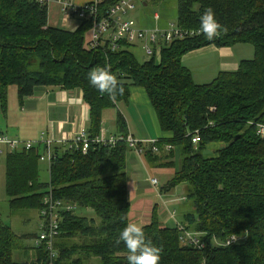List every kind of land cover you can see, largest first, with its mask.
I'll list each match as a JSON object with an SVG mask.
<instances>
[{
	"label": "trees",
	"instance_id": "16d2710c",
	"mask_svg": "<svg viewBox=\"0 0 264 264\" xmlns=\"http://www.w3.org/2000/svg\"><path fill=\"white\" fill-rule=\"evenodd\" d=\"M115 1L103 0L99 7L105 10ZM208 8L223 26L218 37L209 40L201 33L174 40L157 58L140 61L127 48H88V19L79 20L73 30L50 27L46 5L0 0V107L4 112L11 86L16 87L19 104L38 86L80 89L89 106L87 133L93 139L100 132L103 109L125 101L131 86L142 87L160 131L168 135L156 143L158 152L169 158L175 147L181 154L179 166L160 192L186 183L185 201L191 208L181 213V223L205 242L201 250L182 243L176 224L163 225L154 207L142 228L146 241L161 249L160 264H264V139L248 124L264 122V0H178L176 22L200 29ZM237 43L251 44L253 57L241 60L234 71H220L209 83H194L182 63L186 53L211 44ZM107 66L120 85L114 100L88 81L89 72ZM116 120L125 136L122 115L118 113ZM196 132L199 141L194 144ZM214 143L212 152L205 153V147ZM164 145L170 146L166 153ZM128 146L123 140L114 146L91 144L83 153L80 145H54L46 182L39 181L38 173L42 146L5 153V188L12 212H38L48 190L76 205L75 211L62 214L52 264H128L130 252L119 241L121 230L130 223ZM145 153L152 156L150 148ZM36 235L34 231L23 237L33 240ZM230 235L239 240L225 245ZM20 239L0 222V264H47L43 246L25 247ZM16 250L28 259L15 261Z\"/></svg>",
	"mask_w": 264,
	"mask_h": 264
},
{
	"label": "built area",
	"instance_id": "2783aa9c",
	"mask_svg": "<svg viewBox=\"0 0 264 264\" xmlns=\"http://www.w3.org/2000/svg\"><path fill=\"white\" fill-rule=\"evenodd\" d=\"M37 4L46 5L50 2L60 4L62 14L68 17H74L77 20L88 19L91 27L89 30V39L87 46L90 49H98L106 46L110 51H117L123 48H136L143 53L144 60L148 61L153 57H158L162 47L174 40L193 37L201 34L200 29H189L180 26L177 23H169L166 27L154 26L146 28L139 26L137 21L132 17V13L137 6H142L144 0H116L105 10H101L99 5L102 0H90L89 2L77 5L69 0H30ZM158 20V15L154 16ZM108 67V66H107ZM100 68V67H98ZM97 69V68H96ZM111 72V71H110ZM112 74V73H111ZM115 76V75H114ZM253 126L255 134L264 139V122L248 121ZM125 141L129 147L133 148L137 154L143 153V147L140 141L133 138L130 134L125 136H106L103 131L95 138H89L87 130L80 129L70 140H54L41 134L38 139H23L9 137L7 134H0V153L27 151L38 146H42L39 160L46 161L48 166L53 159L54 145H80L82 152L86 153L91 144H106L114 146L118 141ZM199 141V135L196 132L192 137V143ZM144 142V141H143ZM150 144V151L156 153L159 151L155 140H146ZM170 146L167 147L169 149ZM152 185H157L158 180L150 178ZM185 199V197H183ZM76 210V205L72 202L64 201L54 197L51 190H48L43 197L42 206L38 211V231L33 238L34 247H44L49 255L47 264H52L56 255L54 242L59 235L60 221L63 213H70ZM170 217L173 218L180 234V240L184 244L201 250L205 247L202 236L195 231L187 230L184 225L177 221L174 210H167ZM239 237L230 235L225 240V245L233 244L238 241Z\"/></svg>",
	"mask_w": 264,
	"mask_h": 264
},
{
	"label": "rangeland",
	"instance_id": "374dc122",
	"mask_svg": "<svg viewBox=\"0 0 264 264\" xmlns=\"http://www.w3.org/2000/svg\"><path fill=\"white\" fill-rule=\"evenodd\" d=\"M148 2L149 5H147V7L137 6L136 10L132 13L133 18L136 21L145 19V21L150 22L153 13L156 11L162 16L164 20L169 21V23H176L178 0H148ZM88 39L89 32L86 34V42L88 41ZM227 48L228 50L224 48V50H222L226 52L222 62L217 61V57L219 54V48H217V46H214L206 52L196 56L195 54H188L183 57L182 63L192 72L194 83H209L217 76L220 71H234L235 69H237L238 64L241 60L253 57V47L251 44L237 43ZM138 55L141 57V59L143 58V53L140 50ZM24 99L26 100V98ZM26 104L28 103L25 101L22 106L19 105L15 86H11L8 88L5 111L3 112L0 107V129L9 137L33 139L32 137L35 138V136L37 134L39 135L42 131H44V133L46 132L44 124L47 122L48 118H59L58 113L56 111L54 112V110L48 111V107L38 109L36 113L26 111L28 109ZM119 107L123 109V106L121 104H119ZM105 112L109 118H112L110 121L115 120L116 122L115 108L106 109ZM22 117L27 118L23 119ZM24 131L27 134H31V137H21ZM136 140L140 141V139ZM213 145L216 144L214 143ZM165 148L166 146H163V149ZM205 148V153H209L211 151V148H209V146H206ZM129 149L131 148H128L127 151ZM163 153H166L165 150H163ZM155 155H157L158 157L161 156V151ZM163 155L162 159L165 160V154ZM176 157L177 160L175 162ZM180 159L181 154L179 153V150L174 147V151H172V154H169V159H167L174 162V166L164 167L163 170H155L153 168H149L147 170L141 159L137 160L140 165L139 171L141 174V186L139 192L138 190H134L136 194L133 190H128V197L130 200V205L132 206V213L135 212L137 205L144 204V207L138 208L140 210H143V213L146 210L151 211V208L154 204L160 205L161 200L165 198L164 195H160V189L164 187L169 179L172 178L175 168L179 166ZM47 168L48 163L46 161L39 162V181H48L49 173ZM129 173L130 176L137 175L135 171H130ZM151 177H154L158 180L157 185H152V183L149 181ZM5 186V154L0 153V222L9 225L11 229L18 236H20L22 245H24L25 247L33 246V240L31 238H24L23 234L31 233L34 231L36 232L38 230V212L34 209L16 210L12 212L8 204V197L6 194ZM186 186V183H181L168 192V194L170 195L169 197L175 198V201L168 202L166 209L169 211L174 210L176 219L179 222H182V210H189L191 208L190 202H181L183 195L186 194ZM177 200L179 201V203H183V206L187 207V209H179V203H175L178 202ZM169 225H172V222H169ZM13 259L15 261L21 262L28 259V257L20 250H16L14 251Z\"/></svg>",
	"mask_w": 264,
	"mask_h": 264
},
{
	"label": "crops",
	"instance_id": "0c3cea01",
	"mask_svg": "<svg viewBox=\"0 0 264 264\" xmlns=\"http://www.w3.org/2000/svg\"><path fill=\"white\" fill-rule=\"evenodd\" d=\"M69 1L77 5H81L89 2L90 0H69ZM147 5H149L148 0H144L142 6L147 7ZM46 6H47L48 26L61 27V28L73 30L79 25V20H77L76 18L74 17L66 18L62 14L59 3L50 2L46 4ZM155 15H158V20L154 19ZM138 21L137 23L139 26L146 28H151L154 26L166 27L169 24V21L164 20L162 16L158 14V12L156 11L153 13L150 22L145 21V19L140 20L139 22ZM214 46L215 45L211 44L208 46L201 47L199 49L192 50L186 53L183 57H185L188 54H195V56L202 54L207 50L213 48ZM217 48H219L217 61L222 62L224 59V55L226 53L225 51L222 50L224 49L228 50V48L227 47H217ZM128 50H130L138 58V60L140 61L144 60V57L141 59V57L138 55L139 53L138 49L132 47L129 48ZM25 98L26 100L23 99L21 104L19 105L22 106L26 101L28 103L26 104V106L28 107L26 111H29L31 113H36L38 109H43L44 107H48V111L54 110V112L56 111L59 116V118H53V119L48 118L47 122L44 124L46 132L44 133V131H42L39 135L37 134L35 138L32 137L33 139L31 140L38 139L39 136L43 133L47 137H50L54 140L62 139L67 141L73 138L80 129L84 128L87 130V128H89L90 125L89 106L83 100L82 91L80 89L63 90L58 87L38 86L34 89L32 95ZM119 104L123 106V109L119 107ZM109 108L116 109V119L118 113L122 115L125 121L126 133L130 134L135 139H140L141 146L143 147L144 150L142 153L143 155L142 154L139 155L136 153V151L133 148L128 146L131 149H129L130 151L129 150L126 151V159H125L126 173H127V189L129 191L130 189L133 191L138 190L139 192L141 186V174L139 171L140 165L137 160L141 159L147 170L149 168H153L155 170L156 169L163 170L164 167H167V165L164 166L163 164L169 161L167 160L169 158H165V160H163L162 158L159 159V157L161 156L158 157L157 155H155L158 154L159 152L156 153L152 152V156L146 154L145 150H149L150 148V144L146 143V140L152 139L158 142L164 136H168V135H165L160 131L156 114L150 104L146 91L142 87L131 86L129 88V94L127 99L123 102H118L115 104V106ZM109 108H105L102 111L100 132L103 131L106 136H120L121 134L119 133V129L117 127V120L116 122L115 120L110 121L112 118H109L105 112V110ZM22 118L26 119L27 117H22ZM0 131L2 130L0 129ZM30 135L31 134H27L24 131L21 137H31ZM26 139H30V138H26ZM207 146L211 148V151L209 153H211L213 148L216 147V145L213 144H208ZM176 160L177 157L175 158V162ZM130 171H135L137 175L130 176L129 175ZM160 195L161 196L164 195L165 198L161 200L160 205L154 204L151 208V211L146 210L143 213V210L138 209L140 207H144L143 204V205H137L135 212L132 213L131 210L132 206L130 205V211H129L130 223H136L140 226L148 224L151 220L152 210L154 209V207H156L160 222L165 226H169V227L175 226V222L173 218L170 217L166 209L168 202H174L175 198L169 197L170 195L168 194V192H165L164 194L161 193ZM184 196L185 195H183V197ZM183 197L181 199V202H186L185 199H183ZM175 203L178 204L179 201ZM178 205H180L178 206L179 209H187V207L183 206V203H179ZM184 211L187 210H182V212ZM38 222H39V218H38ZM169 222H172V225H169Z\"/></svg>",
	"mask_w": 264,
	"mask_h": 264
},
{
	"label": "clouds",
	"instance_id": "9594fccd",
	"mask_svg": "<svg viewBox=\"0 0 264 264\" xmlns=\"http://www.w3.org/2000/svg\"><path fill=\"white\" fill-rule=\"evenodd\" d=\"M211 8L206 9L200 20V31L207 39L213 40L223 31ZM88 81L102 94L114 100L120 85L116 76L108 67L97 68L88 74ZM175 215V214H173ZM119 241H122L130 252L128 264H160L161 249L146 241L142 226L129 223L121 230Z\"/></svg>",
	"mask_w": 264,
	"mask_h": 264
}]
</instances>
